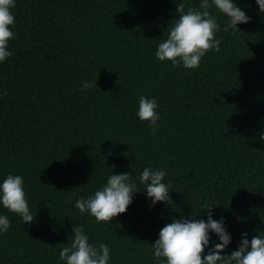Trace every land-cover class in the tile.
Returning a JSON list of instances; mask_svg holds the SVG:
<instances>
[{
  "label": "trees",
  "instance_id": "1",
  "mask_svg": "<svg viewBox=\"0 0 264 264\" xmlns=\"http://www.w3.org/2000/svg\"><path fill=\"white\" fill-rule=\"evenodd\" d=\"M180 2L16 0L12 56L0 63V179L23 176L35 218L0 208L11 220L0 264H63L73 225L112 249L111 264H155L159 230L204 202L227 220V252L242 232L264 230V20L255 0H238L251 22L218 33L220 52L199 68L172 67L154 53ZM141 95L158 99L154 135L136 116ZM149 165L167 170L172 206L150 207L141 191L111 223L73 206L111 172Z\"/></svg>",
  "mask_w": 264,
  "mask_h": 264
},
{
  "label": "clouds",
  "instance_id": "2",
  "mask_svg": "<svg viewBox=\"0 0 264 264\" xmlns=\"http://www.w3.org/2000/svg\"><path fill=\"white\" fill-rule=\"evenodd\" d=\"M255 4L258 6L256 14L264 20V0H255ZM15 5L16 0H0V63L12 56L10 42L15 38L12 12ZM177 13L178 18L167 27L166 36L156 45L154 55L160 62L189 70L199 68L209 51L220 52L218 33L236 35L241 30L239 25L252 20L238 0H198L196 6L187 7L185 0H181ZM220 17L224 19L223 24L219 22ZM95 86L94 81H82L79 87L82 91H90ZM2 94L7 95V92ZM157 109L156 97L141 95L138 98L136 116L147 122L150 135H154L160 126ZM259 139L264 141V131L259 132ZM167 177L166 169L151 165L144 167L138 175L113 171L91 195L79 197L73 206L80 213L94 217L97 223H111L113 217L125 213L134 195L141 191L150 200V207L161 202L172 206L170 191L174 187ZM214 205L204 202L199 213L193 211V218L181 215L166 223L151 244L155 264H264V230H255L258 234L251 235V239L248 231L242 232L236 248L227 252L233 238L227 230L226 218H214ZM0 208L15 214L23 223L33 222L35 217L23 176L8 173L0 179ZM202 212L206 219L194 218ZM10 225L8 215L0 213V234L8 232ZM58 259L63 264H111L112 249L106 243L93 242L83 226L73 225L72 234L59 250Z\"/></svg>",
  "mask_w": 264,
  "mask_h": 264
}]
</instances>
